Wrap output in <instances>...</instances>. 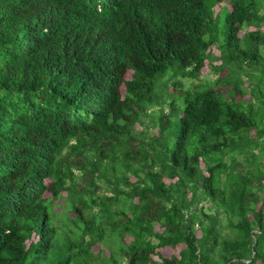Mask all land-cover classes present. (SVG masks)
<instances>
[{
    "label": "trees",
    "instance_id": "obj_1",
    "mask_svg": "<svg viewBox=\"0 0 264 264\" xmlns=\"http://www.w3.org/2000/svg\"><path fill=\"white\" fill-rule=\"evenodd\" d=\"M228 1L0 0V264H264V0Z\"/></svg>",
    "mask_w": 264,
    "mask_h": 264
},
{
    "label": "rangeland",
    "instance_id": "obj_2",
    "mask_svg": "<svg viewBox=\"0 0 264 264\" xmlns=\"http://www.w3.org/2000/svg\"><path fill=\"white\" fill-rule=\"evenodd\" d=\"M222 6H229V1L228 0H222V2L220 3V5H218V7H216V12L218 13L219 11H220V9H221V7ZM213 54H215L216 56H219L220 55V53H219V51H217V50H214L213 51ZM220 63L219 62H215L214 63V66H217V65H219ZM201 76L203 77V78H205V77H209L211 80H214V78H216L214 75H212L211 74V69H210V66L208 65V66H206L204 69H203V71H202V73H201ZM125 91V89L124 88H122V90H121V93H123ZM220 91H224L223 89H220ZM249 98V96H247V97H245V99H248ZM56 210H58V207L56 208ZM162 252L164 253V255H169L170 254V252L167 250H162Z\"/></svg>",
    "mask_w": 264,
    "mask_h": 264
}]
</instances>
